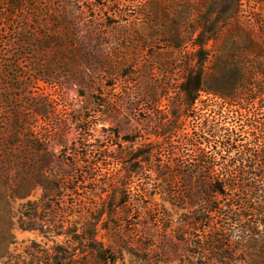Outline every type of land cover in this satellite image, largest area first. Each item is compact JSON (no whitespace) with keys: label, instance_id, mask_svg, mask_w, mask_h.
Listing matches in <instances>:
<instances>
[{"label":"trees","instance_id":"1","mask_svg":"<svg viewBox=\"0 0 264 264\" xmlns=\"http://www.w3.org/2000/svg\"><path fill=\"white\" fill-rule=\"evenodd\" d=\"M81 1L83 0H0V32L7 21L24 18L23 22H26L28 17H24L25 10L36 19L41 17V21L49 20L54 23L47 35L34 34L23 27L27 48H37L45 60L32 62L30 70L35 71L37 76L45 77L50 72L51 64H45V57L53 51L50 44L52 39L56 41L57 54L65 57L68 46L64 39L69 34L77 35L78 31L62 27L60 21L66 20L69 14L72 22L77 17H83L82 13L66 12L74 2ZM130 1L140 4L138 16L148 14L146 5L142 3L144 0ZM239 1H149L150 11L157 22L160 14L164 15L167 22H171L170 28H165L168 29L166 33L172 35L168 37L163 33L165 37L160 41H156L154 35H151L148 45L153 49L154 44L162 42L163 48L177 52L184 81L179 85L173 130H165L166 124L159 117L148 119L147 125L155 123L157 129L164 130L158 136H165L166 141L162 143L167 151L164 174L171 178L168 192L181 202L192 196L199 197V208L181 221L178 227L182 233L183 245L188 246L193 239L200 258L212 252L218 256L221 264H231L223 263V260H233L240 248L239 244L247 243H262L260 256L264 261V37H258L254 30L242 26L236 20ZM55 3L58 4L57 7H54ZM179 11H189L196 19L189 24L188 19L179 21L172 18L180 15ZM159 25L156 23L154 27ZM158 32L155 31L156 34ZM146 42L142 47L147 45ZM0 43H3L2 37ZM189 44L193 47L192 53L185 50ZM115 57L113 62L108 52L101 51L98 55L100 67L110 69L105 74L117 78L120 71L127 68L128 59L120 54ZM213 57L220 61V66L214 68L210 65ZM62 58L58 64L63 61L62 64L68 66L67 61ZM161 65L163 68L168 67L164 63ZM213 77L218 82L208 85ZM13 81L21 83L18 78ZM124 90V95L118 98L116 104H129L139 108L141 102L132 101L135 99L129 88ZM52 106L43 97L30 99L25 105H9L8 124L0 126V184L10 198L26 197L36 188L42 190L39 203L27 202L20 208L18 223L22 230H46L55 236H64L67 239L65 243H78V247L72 248L62 244L55 245L51 255L43 256V264H76V252L79 249L84 254V259L91 258L92 264H114L118 260L116 250L97 240V226L101 214L108 213L111 216L116 212L118 182H111L109 185L114 192L108 195V206H105V201L101 209H91L90 206L85 207L84 203L80 204L78 214L87 210L86 214H89L90 219L84 222L81 233H77L76 228L69 225L68 221L74 214L75 207H65V198L74 190L71 184L78 182L71 178L70 172L55 170L60 163L50 145L55 138L39 136L33 124L26 121L37 115L48 116ZM76 112L78 111H74ZM188 112L191 113L186 116ZM189 118L194 121L192 133L186 131ZM76 124L83 125V128L76 127L80 134H89L92 130L90 125L85 126L81 118H76ZM67 125L58 127L63 132L61 136L70 130ZM149 134L151 132L148 130L145 137ZM175 134H181L180 144L187 146L178 147V151L184 148L186 151L177 155L170 140ZM110 137L112 145L117 148L111 152L101 151L104 160L138 169L141 164L146 163L151 168L150 172H153L154 158L158 156L162 144L158 147L152 143H144L141 147H136L137 137H121L117 131ZM88 141L83 140L86 150L91 148L85 144ZM78 148L76 141L73 142V147H62L63 159L70 160L73 157L70 154ZM34 157H38V160L34 161ZM173 160L176 161L175 167L172 166ZM30 161L32 164H29ZM75 165L74 163L73 166ZM93 169L89 167V171ZM139 171L132 170L130 179L134 180L140 174ZM192 180L194 186L190 183ZM91 184L95 186V181ZM133 184L131 181L128 191H124L122 206H126L127 199L141 200L150 195L148 188H138ZM128 205L132 207L133 202ZM46 217L52 218L50 226L40 223ZM190 230L195 232L194 237L189 234L186 238Z\"/></svg>","mask_w":264,"mask_h":264},{"label":"rangeland","instance_id":"2","mask_svg":"<svg viewBox=\"0 0 264 264\" xmlns=\"http://www.w3.org/2000/svg\"><path fill=\"white\" fill-rule=\"evenodd\" d=\"M149 1H142L147 8L144 9L148 12L142 16H138L140 4L130 0L74 2L66 12L82 13L83 17H77L72 22L69 14L67 19H62L60 23L62 27L78 31V34H69L64 39L68 48L63 58L57 54L56 41L51 40L53 51L45 57V64H51V67L45 77L37 76L35 71L30 70L33 61L45 60L37 48H27L23 27L31 33L47 35L54 23L49 20L41 21V17L36 19L28 10L24 11V17H28L26 22H23L24 18L7 21L0 32L3 39V43H0V126L8 124L7 112L10 104H13V107L25 105L30 99L42 97L52 103L48 116L37 115L29 117L26 121L33 124L39 136L48 135L55 138L50 144L60 162L57 166L55 164V170L70 172L71 178L78 182L71 184L74 190L65 198V207H75L74 214L68 221L69 225L76 228L77 233H81L84 222L90 219L89 214H86L87 210L78 214L80 204L84 203L85 207L90 206L91 209H101L105 201V206H108V195L114 192L109 185L111 182H118L116 188L122 193L118 190L116 195V212L111 216H108V213L101 214L97 226V240L106 246H113L116 250L118 260L114 264H221L218 256L212 252L200 258L193 239L188 246L183 245L182 233L178 227L181 221L199 208V197L192 196L181 202L168 192L171 178L164 174L167 151L162 143L166 141L165 136H158V133H163L164 130L157 129L155 123L147 125L148 119L159 117L166 124L165 130H173L179 85L184 81L179 67V54L163 48L162 42L154 44L153 49L148 45L151 35H154L156 41L164 39L163 33L168 37L172 35H168L166 29L170 28L171 22H167L161 14L157 22L155 15L150 11ZM57 6L55 3L54 7ZM179 13L180 15L172 18L179 21L188 19L189 24L196 19L189 11ZM118 20L120 23L115 24ZM236 20L242 26L254 30L258 37H264V0H240ZM156 23L160 25L154 27ZM156 30L159 31L157 34ZM185 32L187 35L188 30ZM145 41L147 45L142 47ZM187 46L186 52L192 53L191 44ZM136 47L138 49L135 50ZM216 47L218 48V45ZM101 51L110 53L113 62L116 60V54L128 59L127 68L121 70L117 78L105 74L110 71L109 67H100L98 55ZM212 52L215 55L214 50ZM61 58L67 61L68 66L62 64L63 61L58 64ZM162 63L168 67L163 68ZM210 65L215 68L221 64L213 57ZM102 71L103 76L100 74ZM16 78L20 79L21 83L14 82ZM217 82L213 77L208 81V85ZM126 87L135 99L132 101L141 102L139 108L129 104H116L118 98L124 95ZM76 118H81L85 126H91L89 134H80L76 127L83 128V125L77 126ZM64 124H68L70 130L61 136L63 132L58 127ZM186 127L188 133L193 132L194 121L191 118L187 119ZM148 130L151 134L145 137ZM116 131L121 137H137L136 147H141L144 143H152L158 147L162 144L158 156L154 158L153 172H150L151 168L146 163L141 164L138 169L116 161L104 160L101 151L111 152L117 148L112 145L110 137ZM88 135L90 136L87 137ZM180 135L175 134L170 138L176 155L186 151V148L178 151V147H187L180 144ZM87 139L89 141L85 144L91 146L89 150H86L83 144V140ZM74 141L79 148L72 151L70 156L73 157L69 158L70 160L63 159L62 147H73ZM36 160L38 157H34V161ZM72 163L76 165L73 166ZM29 164H32V161ZM175 165L176 161L173 160L172 166ZM89 167L94 169L89 171ZM132 170H140L134 180L130 179ZM94 181L95 186L91 184ZM131 181L135 187L148 188L150 195L141 200L127 199L126 206H122L124 191H128ZM190 183L194 186V180ZM5 193V188L0 184V264H43V256L51 255L57 244L78 247L76 242L65 243L67 239L64 236H55L46 230H22L19 227L20 208L27 202L39 203L42 197L40 188L34 189L26 197L10 198ZM132 202L133 206L130 207L128 204ZM51 222L52 218L46 217L40 223L50 226ZM189 234L194 237L195 232L190 230L186 238ZM239 245L233 260L226 259L223 263L264 264L260 256L262 243ZM76 253V264H92L91 258H83L84 254L80 249Z\"/></svg>","mask_w":264,"mask_h":264}]
</instances>
